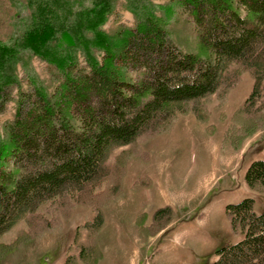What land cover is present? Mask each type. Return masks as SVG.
Listing matches in <instances>:
<instances>
[{
    "label": "trees",
    "instance_id": "16d2710c",
    "mask_svg": "<svg viewBox=\"0 0 264 264\" xmlns=\"http://www.w3.org/2000/svg\"><path fill=\"white\" fill-rule=\"evenodd\" d=\"M117 1L37 0L21 35L10 45L0 41V112L17 89L13 119L0 136V237L25 225L0 242V260L84 207L94 216L74 229L77 255L65 264H98L104 208L123 194L128 161H150L140 143L168 131L179 114L206 125L208 100L214 95L223 105L244 73L252 88L228 118L223 141L237 151L264 130V0H170L166 17L174 4L193 22L196 54L173 42L151 0H125L133 28L102 30ZM28 56L56 70L53 92ZM18 67L28 90L21 89ZM215 129L204 128L209 136ZM243 178L248 189L264 193V159L253 160ZM152 186L143 176L131 190ZM45 203L49 217L39 212ZM253 207L251 198L225 207L231 233L242 238L216 250L212 264H264V212ZM174 219L168 205L146 226L142 213L138 234L154 236Z\"/></svg>",
    "mask_w": 264,
    "mask_h": 264
},
{
    "label": "rangeland",
    "instance_id": "374dc122",
    "mask_svg": "<svg viewBox=\"0 0 264 264\" xmlns=\"http://www.w3.org/2000/svg\"><path fill=\"white\" fill-rule=\"evenodd\" d=\"M37 0H0V41L12 44L23 32L34 11ZM157 15L164 18L173 42L185 53H198V40L191 19L172 4L166 17L164 10L170 0H151ZM134 27V17L118 0L115 10L102 26L112 34L116 30ZM99 59L100 54H97ZM30 68L53 92L57 85L56 70L35 56H28ZM82 64L83 58L79 55ZM21 89L28 90L21 67L17 68ZM252 80L247 73L239 85L230 91L227 101L220 105L213 95L207 102L210 112L206 125L215 126L212 136L205 133V124L193 114L177 115L172 127L153 138L141 142L150 156L145 163L132 158L127 163L123 180V194L104 208L105 224L97 235L102 254L98 264H212L215 251L238 242L225 215V207L244 198L254 200V212H264V193L247 188L244 172L253 160L264 159V130L245 139L235 151L223 141L229 125L228 118L249 95ZM0 112V136L5 123L13 119L17 89ZM223 114L226 118L220 119ZM148 176L153 186L140 191L131 190L134 181ZM48 203L39 208L44 216ZM165 205L173 208L175 219L163 231L144 238L138 234L136 219L145 213L143 226L149 225L153 212ZM94 213L84 207H75L70 219L60 226L45 231L38 237L9 253L0 264H65L68 256L77 255V246L71 245L74 229L93 219ZM23 222L0 237L10 242ZM70 249H68V247ZM81 264V262H78Z\"/></svg>",
    "mask_w": 264,
    "mask_h": 264
},
{
    "label": "crops",
    "instance_id": "0c3cea01",
    "mask_svg": "<svg viewBox=\"0 0 264 264\" xmlns=\"http://www.w3.org/2000/svg\"><path fill=\"white\" fill-rule=\"evenodd\" d=\"M100 264V263H99Z\"/></svg>",
    "mask_w": 264,
    "mask_h": 264
}]
</instances>
